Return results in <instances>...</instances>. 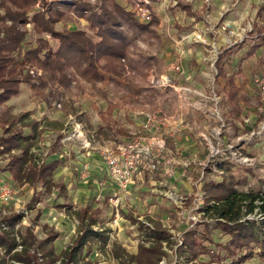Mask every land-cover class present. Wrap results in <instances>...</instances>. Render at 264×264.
<instances>
[{
  "label": "rangeland",
  "instance_id": "374dc122",
  "mask_svg": "<svg viewBox=\"0 0 264 264\" xmlns=\"http://www.w3.org/2000/svg\"><path fill=\"white\" fill-rule=\"evenodd\" d=\"M53 1L56 0H39L28 12V16L32 17L35 13L44 12L45 7ZM117 1L135 16L133 10L137 4L136 0ZM204 1L195 0L193 3L198 13L194 18L196 24L200 23L198 26L190 25L189 17L178 8L156 6V10L159 9L161 15L162 25L158 30L163 38L162 42H157L149 35V37H140L131 48L130 60L125 63L129 70L123 77L96 83L75 77L71 88L61 90L60 86L53 83L43 71L32 69L30 75L34 81L37 83L45 81L47 89L34 93L29 85L22 84L20 94L0 108V118L2 115H7L11 120H17L28 113L23 123L10 125V134L5 132L8 127L0 122V143L2 138L17 132L31 133V129L27 126L33 121L39 122L40 133L43 130L45 132L41 134L38 145L31 152L40 157L38 164L47 159L49 148L60 134L57 128L60 124L68 123L69 127H72L75 122H81L85 137L92 141V147L95 148L91 151L96 153L98 159L99 156L103 159L106 152H116L119 147L136 140L140 143H149L153 137L160 138L164 127H161L159 122H164V119L169 121L173 132H178L177 140H163L164 147L156 149L155 170L149 168L151 163L142 166V169L150 173L146 175L149 179L146 181V177L142 178L140 181L142 185L136 183L138 190L132 191L133 195L121 200L118 208L120 219L117 224L114 223V206L109 200L108 203L101 204L104 213L98 216L100 226L109 223L116 225L117 230L115 233H107L109 239L103 249H99L98 245L94 244L90 256L80 264H137L130 261L126 253L119 258L114 253L119 246L129 255H136L140 244L146 247L154 244L153 240L141 232V225L152 230L155 224H160L170 235L169 240L161 244L163 255L158 264L163 262L164 264H204L209 263L211 259L218 262L216 264H236L246 251L239 249L234 240L224 236V241L219 238L221 244L212 247L213 249L208 242L203 243L198 250L206 253L196 260L188 262L177 252L182 246L185 230L195 225L203 231L201 222L213 223L204 216L203 203L200 211L193 210L199 194L202 193L199 189L204 182H221L225 177H233L242 184L247 181L245 185L238 186L241 192L264 191V133H262L264 97L258 86L255 89L252 86L253 80L264 74V59L260 56L262 49L252 58L244 61L240 67L238 66L240 58L249 46L259 40L251 38L256 35L249 33L250 29L256 25L255 30L261 28L264 31V11L261 13L264 0H215L214 2L210 0V3H213L211 6ZM89 2L93 6H101L100 0H89ZM220 3L225 5L222 9L219 7ZM8 25L11 23L8 22ZM26 29L29 33L25 43L27 48L29 43L36 47V40L45 37L53 48L57 49L58 41H54L50 35L36 34L32 24ZM56 29L59 31L83 29L92 36L87 20L78 18L73 12H68ZM254 32L258 33V31ZM243 41L245 45L239 48V44ZM229 47H233V54L224 58L225 69L228 76H235L237 85L243 88L242 94L248 98L243 122L234 120L230 114L231 107L223 91L225 82L220 79L216 82L215 63L219 53ZM151 57L157 60L150 65L147 61ZM176 66L183 68L182 74L175 70ZM70 73L78 72L73 68ZM162 75L169 77L164 83L161 80ZM176 76L178 78L174 80L173 77ZM173 83L176 84L177 89L167 88V85H174ZM110 103L118 106L113 119L128 131L137 133L136 136L125 138L115 130L106 128L105 123L99 118V113L103 112ZM70 116L73 117L72 121L69 119ZM232 124L239 127L238 133L233 129ZM71 135H75L74 130L63 134L66 137ZM71 143L76 144L77 155L86 151L83 148L84 144L76 136L67 142L68 145ZM19 154L20 152L16 151L4 157L0 156V232L9 230L7 224L3 222L4 217L20 214L22 220L15 228L16 239L20 244L21 235L25 237L27 229H31L36 237V243L44 241L52 233H67L72 239L66 240L67 248H72L79 236V231L77 232L79 224L73 220L75 216L73 213L76 210L72 209L71 212L70 209L66 211L58 209V212L53 210L51 211L53 215L48 217L49 210L56 209V204L66 199L56 197L55 194L46 195L41 187L21 185L15 182L10 174L2 171L12 156ZM86 158L89 156L87 155ZM206 169L211 172L208 173ZM85 174H80L81 181L82 176L88 178ZM73 175L71 184L74 188L71 189L72 196L67 200L72 204L70 207L80 209L85 207V204L82 203L81 206L79 202L74 204L73 199L82 198V195L76 187L80 181H77L76 174ZM55 176L57 182L63 181L64 176L61 178ZM67 184H70L69 179ZM187 185L192 187L191 191ZM5 188L13 192L12 198L6 202L1 197ZM91 200L90 203L95 205ZM60 211L62 214L59 213ZM189 217H197L198 221L193 223ZM253 217L251 215L248 218ZM255 218L258 219L259 216ZM100 226L93 228L97 232H103ZM215 234L216 239L220 237ZM73 238L76 239L73 241ZM70 243L72 245H69ZM52 246L58 257L52 264H62L63 251L56 249L54 243ZM22 250L21 245L15 252ZM0 253H3L1 249ZM30 254L34 256L32 264L49 263L36 246L31 249ZM258 255L257 250H254L245 264H264V259L261 260Z\"/></svg>",
  "mask_w": 264,
  "mask_h": 264
},
{
  "label": "trees",
  "instance_id": "16d2710c",
  "mask_svg": "<svg viewBox=\"0 0 264 264\" xmlns=\"http://www.w3.org/2000/svg\"><path fill=\"white\" fill-rule=\"evenodd\" d=\"M38 1L0 0V108L20 94L22 84L29 85L34 93L47 89L45 81L42 80L40 83L34 81L30 75L32 69L43 71L53 83L60 86V89H69L75 77L90 83L113 80L125 75V63L129 60L131 48L140 37L148 35L150 38L157 37L156 28L159 24L157 17L147 24L142 23L117 0H100L99 7L93 6L89 0H56L50 2L52 4L46 6L44 12L29 17L28 12ZM182 9L194 16L188 7L182 5ZM263 11L264 7L261 13ZM68 12H73L78 18L87 20L92 36L83 29L57 30L56 26ZM8 22L11 25H8ZM29 24L33 25L36 34L50 35L54 41H58L57 49H54L45 37L36 40V47L29 43L27 48L25 43L29 33L26 27ZM256 31L261 37L260 41L249 46L238 62L239 67L242 62L253 57L264 47V36H262L264 31L261 28ZM244 45L245 41L238 47ZM232 49L233 47H230L219 54L215 67L218 73L217 80L222 79L225 82L223 91L231 107L230 114L234 120L243 122L248 98L242 94L243 89L237 85L235 76H228L224 63V58L233 54ZM73 68H76L77 74L70 73ZM27 117L28 113L17 120H11L7 115H2L0 122L8 127L5 132L10 134V125L23 123ZM232 127L237 133L239 132L237 125L232 124ZM27 128L32 132L29 134L17 132L2 138L1 157L12 152H20L19 155L12 156L2 171L10 174L13 180L21 185L41 187L46 195L55 194L56 197L67 199L66 185L55 181V174L62 166V160L56 157L61 135L57 137V142L52 146L47 159L38 164L40 157L31 152L38 145L41 134L45 131L40 133L38 121H33ZM206 171L211 172L209 169ZM245 183L246 180L242 184L233 177H225L221 182L203 183L202 210L204 216L213 223L201 222L203 231L195 225L185 230L182 246L177 252L188 262L205 255L206 252L198 250L203 243L208 242L211 248H215L222 242L219 238L224 241V236L234 240L239 249L246 250L236 264L249 260L254 250H257L261 260L264 259V191H239L238 186ZM56 208L72 211V207L67 203L58 204ZM101 213V209H94L90 205L74 211L73 214L79 221V236L72 248L62 252V264H80L90 256L94 244H97L99 249L105 247L109 239L107 233L110 230L97 232L93 228L98 224L97 218ZM251 215L254 217L248 218ZM256 216L261 218L257 219ZM21 220L20 214L3 218L9 230L0 232V249L3 251L0 253V264H15L14 262L32 264L34 256L30 251L34 246L39 248L49 260L47 264L56 262L58 257L52 244L58 239L59 234L52 233L44 241L36 243L33 232L27 229L25 237L21 235L20 244L16 239L15 228ZM140 229L144 236L153 240L154 244L151 247L140 244L136 255H129L125 249L117 246L115 256L119 258L126 253L130 261L137 264H158L163 255L161 244L169 240L170 235L160 224H155L152 230L146 229L143 225ZM215 233L220 237L216 239ZM21 245L22 252H15ZM216 263L218 262L211 259L209 263L204 264Z\"/></svg>",
  "mask_w": 264,
  "mask_h": 264
},
{
  "label": "crops",
  "instance_id": "0c3cea01",
  "mask_svg": "<svg viewBox=\"0 0 264 264\" xmlns=\"http://www.w3.org/2000/svg\"><path fill=\"white\" fill-rule=\"evenodd\" d=\"M194 1L195 0H161V1H154L152 3V5H151V11L153 12V18L154 17H157L159 19V24H158V26L156 28L157 37L152 38V39H156V41L159 42V43H161L162 42V39H163V38H161V35L159 33V30H158L159 27H161V25H162L161 22H160L161 21L160 10L158 9V11H157L156 10V6H158V8L159 7H166V6H167V8H169V7L170 8H178L181 11L185 12V14L189 17L188 20H189V24L190 25L195 24V25L198 26L200 23H197L196 24V21L194 20V18L198 14L196 12V9L193 6ZM211 1L214 2L215 0H211ZM204 2L206 4H208V6L213 5L212 2L210 3V0H205ZM182 5L188 7L190 9L191 13L194 14V16L189 15L187 10L186 11L183 10L182 9ZM223 6H225V5L223 3L222 4L220 3V6H219L220 9H222ZM205 21L208 23V20L207 19H205ZM185 26H188V25H185ZM255 26L256 25H253V27L250 29L249 33L256 35V37H251L252 39L255 40V39L258 38L259 40L258 39L257 40L260 41V38L261 37L258 35L257 32H254V31H256L255 30ZM193 27H196V26H193ZM251 36H253V35H251ZM262 36H264V32L262 33ZM181 38L182 39H185L184 37H181ZM258 41H256V42H258ZM261 49H262V54L260 56H261V59H264V47L261 48ZM129 60H130V58H129ZM156 60H157L156 58L151 57L147 61V63L151 65L152 62L153 61H156ZM261 62L263 63V61H261ZM128 70H129V67L126 65V73L125 74L128 73ZM179 73H181V74L183 73V68H182V72H179ZM173 78H174V80H177L178 77L176 76V77H173ZM168 79H169L168 76H164V75L161 76V80H162L163 83H164L165 80H168ZM218 80H217V76H216V82ZM220 80H222V79H220ZM175 85L176 84H174V85H167V88L170 87V88L177 89V88H175L176 87ZM252 86H253V89H255L256 86L254 85V82L252 83ZM239 87H241V86H239ZM48 107H50V105H48ZM117 108H118V106L115 103H110L109 106L103 112H100L99 113V118L105 123L106 128L111 129V130H115V132H117L120 136H123L125 138H133V136H136L137 133H133L131 131H128L127 129L123 128V126L120 125L116 120L113 119V114H114V112H115V110ZM69 119H70V121H72L73 120V117L70 116ZM75 123L76 124H73L72 127H69L68 123H66L65 125L60 124L57 127L58 128V131H60V134L59 135H61V140L58 143V150H57L58 152L56 154V157L59 158L60 160H62V166H61V168H59V170L57 171V173L55 175H57V177L59 176V178H61V177L64 176L63 181H60V182H63L66 185L67 189L69 190L68 196H67V199H68L69 196H72L71 189L74 188L72 186V184H71L72 181H73L72 180V177L74 176L73 174H76L77 181L78 182L80 181V184L79 185L77 184L76 187H77V190L82 195V198L73 199L74 204L76 205L79 202L80 203L79 205L81 206V204L84 203L85 206L90 205L94 209L95 208L101 209L102 210V213H104V209L102 208L101 204L102 203H105V204L108 203L109 197H111V195H114L115 192H116V186L113 184V182L111 181L110 177L108 176V172H107V169H106V165L104 164V161L102 159V156H99V159H98L96 153L91 151V150H95V148L92 147V141H90V139H88V138L85 137L84 127H83L82 123L81 122H75ZM163 123H164V125L166 127H164V129H162V135H161V137L160 138H156V139L157 140H164V141L166 139H169V140H177L178 139V132H173V129L171 128V124L169 123V121L167 122L166 119H164V122ZM54 130H56V129H54ZM72 130H74L75 135H71L70 137L63 136V134L69 133ZM73 136L74 137L76 136L78 138V140H80L82 142V144H84V147L83 148H85V150H86L85 152L83 151L82 153H79V155H77L78 154V151H76V149H75L76 148V144L75 143H71V145H68L67 144V142H70L72 140V137ZM154 138L155 137H153L152 139H154ZM56 142H57V138L53 142L52 146ZM52 146L48 150L49 153L51 152V149L53 148ZM87 155L89 156V158H86ZM81 173H84V174L86 173L88 175V178L82 176V179L83 180L81 181V178H80V174ZM146 175H150V173H148L146 169H142V167H140L138 169L136 175H135L136 177L133 179L132 183L128 187L127 194H125L121 199L123 200L124 198H127L128 195H133V192L137 191L138 188H139L136 183L137 182L140 183V181L142 180V178L144 179V177H146ZM68 179H69V182H70L71 185L70 184L69 185L67 184ZM147 179H149V178L146 177V181H147ZM55 181L57 182L56 176H55ZM139 185H142V184L140 183ZM187 187H188L189 191L192 190V187H190V185L189 186L187 185ZM199 191L201 192L202 190L199 189ZM66 200H64V201H62L60 203H57L56 206L58 204H62V203H67V204H69V206L72 205L70 202H68V200L67 201ZM90 200L92 202H94L95 205L94 204H91L90 203ZM180 200L182 201L183 199H180ZM185 200L188 201L187 199H185ZM186 201L184 203L185 205H186ZM177 202H179V201L177 200ZM72 209L77 210L78 208L74 207ZM53 210H56V212H58V209L57 208L56 209H52V210L50 209L49 210L48 217L51 216V215H53L52 214L53 212H51ZM59 213L62 214L61 211ZM102 213L99 216H102ZM73 220H74L75 223L79 224V221L76 219L75 216L73 217ZM66 222L67 221H65V223ZM188 223H190V221ZM100 225L101 224L98 222V224L96 226H100ZM96 226H94V227H96ZM115 226L116 225H113V224L110 225L109 223H107V224H105V226H103V227L100 226L99 228H101L103 231L106 228V229L110 230V232H114L115 233L116 230H117V228ZM78 230L79 229H77V232H78ZM58 234H59V237L54 242V245H55V248L56 249H59L60 252H62V251H64L68 247L66 240H72V239H70L71 237L70 238L68 237V234L67 233H64L63 234L61 232V233H58ZM75 239L76 238H73V241ZM73 241H72V243H73ZM72 243H70L69 245H72Z\"/></svg>",
  "mask_w": 264,
  "mask_h": 264
},
{
  "label": "built area",
  "instance_id": "2783aa9c",
  "mask_svg": "<svg viewBox=\"0 0 264 264\" xmlns=\"http://www.w3.org/2000/svg\"><path fill=\"white\" fill-rule=\"evenodd\" d=\"M136 1L137 4L133 12L135 13L137 19L142 23L151 22L153 20V12L151 11L150 5H152L154 1L161 0ZM175 70L177 72H182V68L180 66H176ZM254 84L260 88L261 95L264 97V74L257 76L254 80ZM159 124L161 127H166L163 121H160ZM262 133H264V131ZM162 147H164V141L157 140L156 138L152 139L149 143H140L136 140L125 146L119 147L116 152H106L104 154L103 160L106 165L108 176L116 186L115 194L109 197V202L115 208V224H117L118 220L120 219L118 208L121 204V198L127 194L128 187L132 183L138 169L147 163H151L149 164V168L151 170H155L156 165L154 164V160L156 149ZM12 195V190L5 188L1 197L6 202L12 198ZM202 203L203 194L201 193L195 202V207L193 210L197 212L200 211ZM259 218H261V216H259ZM189 219L192 220L193 223L198 221L197 217H189Z\"/></svg>",
  "mask_w": 264,
  "mask_h": 264
}]
</instances>
